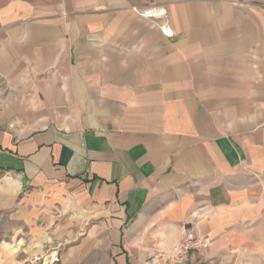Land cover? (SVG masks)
Returning <instances> with one entry per match:
<instances>
[{"label": "crops", "instance_id": "crops-1", "mask_svg": "<svg viewBox=\"0 0 264 264\" xmlns=\"http://www.w3.org/2000/svg\"><path fill=\"white\" fill-rule=\"evenodd\" d=\"M238 1L0 0V209L124 258L138 224L222 242L263 212L264 0ZM159 5L169 36L131 9Z\"/></svg>", "mask_w": 264, "mask_h": 264}, {"label": "rangeland", "instance_id": "rangeland-1", "mask_svg": "<svg viewBox=\"0 0 264 264\" xmlns=\"http://www.w3.org/2000/svg\"><path fill=\"white\" fill-rule=\"evenodd\" d=\"M238 5L244 6V1ZM259 211L247 221L222 226L218 233L222 242L197 235L183 224L166 229L155 222L132 226L121 236L124 258L110 234L100 237L102 243L95 240L92 249H80L87 247L88 222L72 213L60 211L24 220L0 209V243L18 244L16 251L0 248V264H48L51 258V264H63L72 253H77L75 264H264V211ZM189 233L195 242L184 250L181 243Z\"/></svg>", "mask_w": 264, "mask_h": 264}, {"label": "built area", "instance_id": "built-area-1", "mask_svg": "<svg viewBox=\"0 0 264 264\" xmlns=\"http://www.w3.org/2000/svg\"><path fill=\"white\" fill-rule=\"evenodd\" d=\"M140 18L149 20L159 31L165 36H169L170 24L168 23V10L166 7L159 6H145L142 8H131ZM192 242H195L194 235L189 233L185 236L181 243V247L184 250H188L192 247Z\"/></svg>", "mask_w": 264, "mask_h": 264}]
</instances>
